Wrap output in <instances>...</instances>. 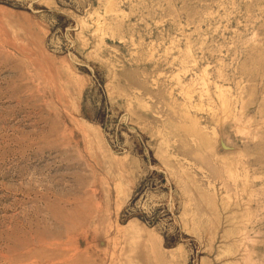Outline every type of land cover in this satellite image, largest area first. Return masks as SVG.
I'll list each match as a JSON object with an SVG mask.
<instances>
[{
    "label": "rangeland",
    "instance_id": "1",
    "mask_svg": "<svg viewBox=\"0 0 264 264\" xmlns=\"http://www.w3.org/2000/svg\"><path fill=\"white\" fill-rule=\"evenodd\" d=\"M0 264H264V0H0Z\"/></svg>",
    "mask_w": 264,
    "mask_h": 264
}]
</instances>
